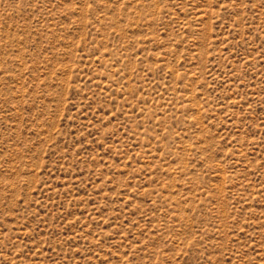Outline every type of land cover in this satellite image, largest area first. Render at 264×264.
Instances as JSON below:
<instances>
[{
  "label": "rangeland",
  "instance_id": "obj_1",
  "mask_svg": "<svg viewBox=\"0 0 264 264\" xmlns=\"http://www.w3.org/2000/svg\"><path fill=\"white\" fill-rule=\"evenodd\" d=\"M0 264H264V0H0Z\"/></svg>",
  "mask_w": 264,
  "mask_h": 264
}]
</instances>
